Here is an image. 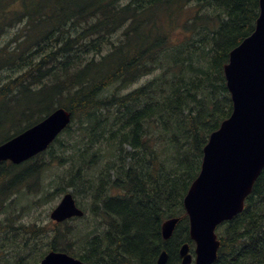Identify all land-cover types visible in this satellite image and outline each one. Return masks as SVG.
I'll return each mask as SVG.
<instances>
[{"label":"trees","instance_id":"obj_1","mask_svg":"<svg viewBox=\"0 0 264 264\" xmlns=\"http://www.w3.org/2000/svg\"><path fill=\"white\" fill-rule=\"evenodd\" d=\"M258 3L0 0V73H7L0 78V145L56 108L68 110L76 124L65 130L66 143L54 141L62 150L50 145L22 165L0 163V214L13 212L14 197L44 194L64 183L87 195L95 188V198H106L92 231L56 228L46 250L37 243L44 246L47 231L16 226L14 211L0 223V234L11 229L35 239L16 264H38L49 251L86 264H156L163 250L167 264H180L178 249L189 242L182 201L199 173L209 135L232 112L223 67L254 31ZM56 153L70 171L44 185L45 171L59 165ZM104 154L102 175L85 179L82 171ZM111 188L122 195L108 198L104 191ZM170 218L179 221L165 242L161 224ZM217 233L221 245L214 264H264V169L244 211Z\"/></svg>","mask_w":264,"mask_h":264},{"label":"water","instance_id":"obj_2","mask_svg":"<svg viewBox=\"0 0 264 264\" xmlns=\"http://www.w3.org/2000/svg\"><path fill=\"white\" fill-rule=\"evenodd\" d=\"M254 33L229 54L223 68L233 110L213 132L203 149L201 169L191 184L183 206L189 219V236L195 243L194 264H212L220 242L217 226L231 220L244 209L245 198L264 168V0ZM70 113L57 109L32 128L0 145V162L18 165L45 151L70 123ZM70 193L63 196L50 214L57 223L82 217ZM177 219L161 227L164 240L171 237ZM182 264H191L187 244L181 246ZM160 254L157 264H166ZM40 264H83L63 253L51 252Z\"/></svg>","mask_w":264,"mask_h":264},{"label":"rangeland","instance_id":"obj_3","mask_svg":"<svg viewBox=\"0 0 264 264\" xmlns=\"http://www.w3.org/2000/svg\"><path fill=\"white\" fill-rule=\"evenodd\" d=\"M188 14L189 12L187 10L186 13H184L182 18L180 19L179 21L180 24H182V22L185 23L187 21L185 19L187 18ZM2 41L3 40H0V42ZM0 45L2 46V44ZM6 76H7L6 72L0 73V78L6 77ZM151 78L152 76L145 78V79L143 78L137 81L134 85H130L125 92L127 93L132 92L133 89L140 87L141 85H143L145 82H147ZM72 128L73 129L76 128V124L74 122L72 124ZM69 133H64L60 137V140L63 143H66V138ZM54 147L60 150H62L63 148V146L59 144H55ZM105 155L106 154L101 155V157L97 159L95 164L91 168L86 169L85 171H82L81 175L85 179L96 180L97 177L102 175V172L104 171V168L106 167L107 158L105 157ZM54 157L55 158L58 157L60 159L59 165L57 164L51 165L50 168L47 171H45L44 175L42 174L44 185L49 184V182H51L52 180L56 181L59 176L67 177L68 176L67 171H70V165L66 164L68 161H65L63 158H61L62 156L57 153L55 154ZM43 159L44 158L39 159L38 163L44 162ZM73 173H74L73 181L75 183L78 181L77 176H79V174H77V169L74 170ZM75 174H76V177L74 179ZM65 182H68V180H66ZM62 188L65 190V192L74 193L73 195L76 196V199L79 202V204L84 209H86L85 210L86 218L84 220L70 222L68 226H72V227L75 226L79 229L91 230L94 228L95 223H97V222L95 223L93 222V218L90 213L92 206H95L94 202H91V198L95 197L96 195L95 188H93L92 189L93 191L90 192L89 195H87L86 193H83L81 190H78V189L74 190V186L71 187L64 183L58 188H55V186L47 187L45 189L44 194H39V193L29 194L28 193L22 196H18L17 198L14 197V199L16 200V205L14 204V207H12L10 211L16 212L13 215V217L15 218L13 220L14 223H16L15 225L23 226L24 228H31L35 226V227L44 228V230L47 231V235L44 234V237H45V240H43L44 246L41 247L42 241L41 242L39 241L37 243V247L39 249L46 250L50 246V242L46 241V239L49 238L48 234H51L49 232L54 231L56 228L63 230L65 229V227H68L67 225L64 226L62 224L56 225L49 219V214L51 210L59 203L63 195V192H60ZM114 193H115L114 190H109L107 191L106 195L112 196L114 195ZM96 206H99V203ZM23 207L25 209L21 211L20 209ZM13 212L8 215L0 214V223H2L6 219V217L11 216ZM95 228L98 229V234L103 232L101 225ZM7 231L8 233L6 234L5 233L0 234V264H14V262L16 264V260L24 256L25 255L24 253L32 247L35 239L28 234L22 235V236L20 235V233L14 234V232H12L11 229H8ZM20 250H22V253L19 252Z\"/></svg>","mask_w":264,"mask_h":264},{"label":"flooded vegetation","instance_id":"obj_4","mask_svg":"<svg viewBox=\"0 0 264 264\" xmlns=\"http://www.w3.org/2000/svg\"><path fill=\"white\" fill-rule=\"evenodd\" d=\"M97 200H98V201H100V200H101V198H98Z\"/></svg>","mask_w":264,"mask_h":264},{"label":"bare ground","instance_id":"obj_5","mask_svg":"<svg viewBox=\"0 0 264 264\" xmlns=\"http://www.w3.org/2000/svg\"><path fill=\"white\" fill-rule=\"evenodd\" d=\"M116 153V152H115ZM13 218V217H12ZM58 236V235H57Z\"/></svg>","mask_w":264,"mask_h":264}]
</instances>
